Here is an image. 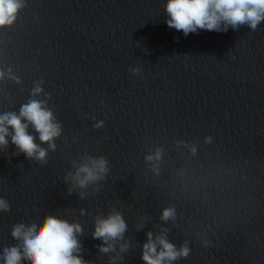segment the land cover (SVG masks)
Instances as JSON below:
<instances>
[{"label":"clouds","instance_id":"9594fccd","mask_svg":"<svg viewBox=\"0 0 264 264\" xmlns=\"http://www.w3.org/2000/svg\"><path fill=\"white\" fill-rule=\"evenodd\" d=\"M26 6L25 0H0V28L11 26L17 20L20 11ZM164 13L165 23L169 28L181 31L185 36L197 33L199 30L227 32L231 27L239 30L247 25L252 31L264 22V0H166ZM146 54H147V50ZM138 66L129 68L133 75L140 73ZM11 73V70H9ZM0 70V80L4 78ZM19 82V80H17ZM43 81L36 83L31 96L38 97L44 93L41 86ZM47 99H30L21 105L19 112L9 111L0 114V149L7 150L9 138L18 150L16 155L24 154L29 160L41 165L47 163L49 151L56 150L55 141L60 137L62 128L53 111L47 107ZM99 129L104 126V121L99 120L94 125ZM38 134L40 143H36V136L29 133V129ZM211 137L206 138L210 142ZM47 145V148L41 145ZM161 149L148 154L145 159L149 162L161 158ZM192 151H195L193 147ZM75 171L64 175L68 182L67 192L71 194L77 188L81 191L79 196H86L84 191L92 184L106 179L109 171L105 157H86L85 162L77 164L73 161ZM157 170L158 169H154ZM10 204L0 198V212H10ZM81 215H86L83 208ZM175 219V209L167 207L162 210L160 220L167 222ZM142 227V225H141ZM128 225L123 215L113 209L106 217L97 216L94 220L93 239L102 241L96 245L102 254L116 253L110 257L112 264L122 260L120 253L127 252L129 243L124 241V233ZM167 229H162L159 234L146 233V241L142 245L141 259L144 264H172L181 258H187L191 252L187 243L179 248L167 238ZM83 235V227L79 222H69L57 215H46L42 223H18L11 231L13 240L17 243L6 246L0 253L3 264H89L80 253L82 245L78 236ZM123 241V242H121ZM119 244V252H117ZM208 246V242H204Z\"/></svg>","mask_w":264,"mask_h":264}]
</instances>
